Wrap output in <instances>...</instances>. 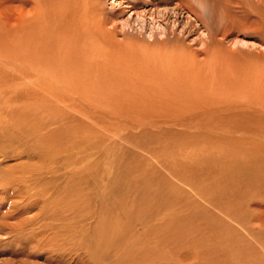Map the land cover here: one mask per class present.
<instances>
[{
    "label": "rangeland",
    "instance_id": "obj_1",
    "mask_svg": "<svg viewBox=\"0 0 264 264\" xmlns=\"http://www.w3.org/2000/svg\"><path fill=\"white\" fill-rule=\"evenodd\" d=\"M21 1L3 4L13 36L29 23L50 41L55 0ZM97 1L86 9L118 62L106 74L198 64L216 96L207 85L196 100L135 103L108 83L91 95L63 78L48 88L62 69L28 74L21 130L0 124V264H124L127 246L168 264H264V91L242 86L264 72V31L250 30L264 0ZM24 56L39 65L37 51Z\"/></svg>",
    "mask_w": 264,
    "mask_h": 264
},
{
    "label": "bare ground",
    "instance_id": "obj_2",
    "mask_svg": "<svg viewBox=\"0 0 264 264\" xmlns=\"http://www.w3.org/2000/svg\"><path fill=\"white\" fill-rule=\"evenodd\" d=\"M32 1H34V0H32ZM40 1H41V3L43 2V0H40ZM49 1L47 2V0H46L47 3H49ZM74 1L77 2V4ZM8 2L13 3V0H3L2 3L0 2V76L2 75V77L0 79V81H2L0 83V114L3 117V118H1V120L5 119V118H9V115H8L9 113L14 114V116H15L13 118L14 123H12L11 121H9L7 119H5V121L0 123V124L4 123V125H2V126H4V128L7 130H8V128L14 129L13 127H15L18 130H21V128H22V125H23L22 122L24 121L23 118H25V114H24L25 108L23 109L22 105L20 104L21 98H19V97L22 96L24 98L26 96H30V95H27V93L31 89L30 88H29L30 90L26 89V88L23 89V86H22L23 83H21V81L25 80V82H26L27 77L32 78V76H33L32 74L35 71V69H37V68H40V69L44 68L43 70H39V73H44V71H45V74L42 76H43V78L46 77L48 80L50 78L49 77L50 72L48 70H45L48 66L53 67L52 71L54 69H62L63 71H66L65 74H62V73L61 74L56 73V75L52 74L53 75L52 81H49L51 86H47L48 88H50L52 90H54V86H52L54 83L59 84V85L63 84V87H65L64 86L65 81L63 83V81L59 80L61 78L66 80L67 85H68V79L72 80L71 83L73 85H76V89L79 92V94L85 93L84 95H87V94L91 95V93L95 94V92L97 94V91H98V89H100V86L102 84L108 83V85L111 84L109 86H112L111 88L113 90H115V97L119 96L118 95V91H119L120 94H124L123 96L120 95L121 98L127 99L128 97H130V99H131V97L133 96V98H134L133 100L135 103L137 100L144 101V99L147 98L146 95L148 97L150 96V97H154L155 99L157 98V99H161V100L167 94H169V97L167 98V100H171V101L176 100V99L181 100L185 97H187V99H188V97H190V99L196 100V99H198V97H200V92H199L200 89H202V91H206L207 87H205V86L208 85L210 87L209 82L208 83L206 82L204 84L202 83L201 79H204L205 76L202 75L203 73H201L198 64H197V68L193 67V65L191 66L192 67L191 68L185 63V67L183 68L182 72H180V68H177L174 65H173V67L171 65H168L167 67H165L163 69L156 70L157 68H155L151 71L147 70L141 74H140L141 70H140V72L136 71V73H131V74L118 72L115 76H112L110 74H106V72H104V69H106L107 67H110V65L117 67L118 65L116 66V64H118V62H116L115 59H114V61H110L114 54L111 55L108 51L106 52V50H107L106 45H108V44L110 45L111 42H110V37H107V35L104 34L103 23L101 21H98L97 17L91 16L93 14L90 15L88 13L89 10L86 9V8H88L89 5L93 6L94 4H97L98 3L97 0H73V1L72 0H55L51 5L52 6L56 5V7H57L55 9L57 12L56 13L57 14L56 20H55L54 24H51L52 22L50 23V21H49V23L46 21V27L48 26V29H50L51 25H53V27L51 28V32H47L48 35H50V37H51L49 39L50 41H47L48 39L41 41V36L38 38L39 34H35V33L31 34L32 33L31 30H29V29L27 30V27L31 28L32 30L34 28L29 26L30 25L29 23H28V25L23 24V23L19 24L17 26V29L19 32H22V33L20 35L17 34L15 36H13L14 30L10 29V26H11L10 23H9L10 26L8 24H6V20H8V19L5 18L6 13L3 10L4 9L3 4H5V3L8 4ZM14 2H16V1H14ZM21 2L26 3L27 0H24V1L22 0ZM46 2H45V4H47ZM22 3H20V4H22ZM262 3H264V2H262ZM258 10H260V9H258ZM259 12H260V19L259 20L257 19L256 22L252 21L253 24H251L250 30H252V32L254 30L255 33L258 32L259 34H262L264 31V9L260 10ZM16 16H17V14H16ZM41 16H44V15H41ZM96 16H98V15H96ZM17 17H19V16H17ZM22 18H24V17H22ZM22 18H20V19H21V21L24 22V20ZM261 19H262V22H261ZM44 20H46V18ZM16 21L18 22V20H16ZM47 23H48V25H47ZM37 24H39V22ZM40 24H42V23H40ZM42 25H44V24H42ZM8 27H9V29H8ZM12 28H13V26H12ZM17 29H16V31H17ZM40 29H41V27H40ZM42 30H43V27H42ZM42 30H40V33H42ZM23 32H28L29 35H24ZM45 38H47V37H45ZM50 44H51V49L49 48ZM112 49L114 51L116 50L114 47ZM30 50L37 51L38 58H39V65H37L35 63H30V61L26 62L25 58L27 56L25 57L24 54H26L27 52H30ZM113 50H111L110 52L113 53L112 52ZM30 54H33V53H30ZM34 58H33V61H34ZM27 66H29V69L27 68ZM30 66H34V68H31ZM170 66H171V68H174V69L170 70ZM91 68H92V70L95 68V74H97L96 76H94ZM167 69L170 71L167 72L166 71ZM130 71H132V70H130ZM255 72L256 71H254V72L252 71L251 75L248 74L249 79L251 77H253L254 81L252 82L251 79H250V81L252 83L247 81V75H246L245 78H246L247 83L243 84L242 86L245 85L249 92H250V90L252 91L251 95H253V94L257 95L256 98L258 97L261 100L262 99V98H260L261 97L260 96L261 91L262 90L264 91V72H262V71L259 73H255ZM67 73H68V76H67ZM20 74L24 75L26 77H22V76H20ZM28 74H31L32 76H30ZM38 77H40V76H38ZM76 77H80V78L76 79ZM36 80H37V77H36ZM41 80L42 79H40V81ZM29 81H28V83H29ZM38 82H39V80H38ZM95 82H97L98 85L94 84ZM213 83H211V84L213 85ZM17 85H18V87H17ZM29 85H31V84H29ZM242 88H244V87H242ZM15 89H18V90L15 91ZM58 90H59V87H57L56 91H58ZM10 91H14L13 97H15V98L13 100L11 98L12 92H10ZM63 91L64 90H59L58 93H61ZM126 91H127V93H130V95L126 94L125 93ZM210 91L212 93H214V95H215V93H217L215 87H212ZM15 92L17 94H15ZM242 92L243 93L245 92V88L243 89ZM63 93L68 94L65 91ZM173 93L175 94L176 99L174 98ZM113 96H114V94H113ZM178 96H180L181 98H179ZM140 97H142V98H140ZM58 98L61 99L60 97H58ZM256 98L251 97L250 99L254 100ZM130 99H128V101ZM59 101H61V100H59ZM131 101H132V99H131ZM212 103H213V101H212ZM22 104H24V103L22 102ZM27 104H28V102H27ZM171 104H173V102ZM195 107H192V108L195 110H199L198 107H196V108ZM250 107H251V105H250ZM252 107L254 108L253 105H252ZM28 109L30 110V108H27L25 110H28ZM258 110L264 111V108L258 109ZM238 111H240V109ZM190 112H191V108H190ZM6 114L8 116H6ZM65 115H66V113H65ZM96 115H99V114H96ZM20 123H21V125H20ZM86 125H87V123H86ZM89 125H91V124H89ZM76 126H77V129H79L78 124ZM87 127H88V125H87ZM62 130H64V129H62ZM2 131H4V130L2 129ZM14 135H15V133L12 134V136H14ZM94 135H97V134L94 133ZM254 175H256V174H254ZM255 177H257V176H255ZM239 180H241V179H239ZM257 181H259V180H257ZM241 182L246 183L243 180H241ZM250 183H249V186H252L254 184V183H251V184ZM260 183H261V181H260ZM260 183L258 182L259 185H261ZM212 227L213 226H211V228ZM144 228H145V226H144ZM211 228H208V229L211 230ZM135 247L137 249H139L137 246H135ZM127 248H128V250L125 249L126 253L123 255L122 259L119 258L121 260V262H123L124 264H126V262L124 261L125 257L127 259H131L132 261L134 260V264H168L167 259H164L165 257L163 259H161L159 257L160 259H158V256L155 254V252L153 250H151L149 253H147L146 252L147 250L144 249L143 251H145L146 253L139 255L135 258V257H133L134 255L131 254V252H133V251H130L128 246H127ZM210 250H212V249H210ZM156 253H158V250L156 251ZM214 254H215V252H214ZM150 255H152V256L155 255V258H157V261L155 263H152L151 262L152 260L149 259ZM111 257H113V256H111ZM163 260H165V262H162ZM149 261H150V263H149ZM128 264H133V262H129Z\"/></svg>",
    "mask_w": 264,
    "mask_h": 264
}]
</instances>
